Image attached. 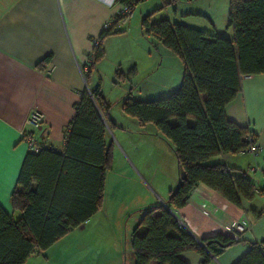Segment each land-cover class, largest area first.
<instances>
[{"label": "trees", "instance_id": "trees-1", "mask_svg": "<svg viewBox=\"0 0 264 264\" xmlns=\"http://www.w3.org/2000/svg\"><path fill=\"white\" fill-rule=\"evenodd\" d=\"M132 8L112 17L110 27L101 29L90 55L91 66L104 54V37L118 31V22L125 20ZM227 15L230 38L167 18L150 21V13L140 19L142 32L178 57L182 71L179 86L164 97L139 101L126 95L120 99L124 114L141 124L152 123L170 143L177 169L176 183L165 202L168 209L161 204L142 209L130 233L133 264L152 260L156 264H187L178 257L185 250L198 252L206 264L238 242L224 234L196 239L175 214L199 182L235 205L252 196L253 186L244 171L220 162L208 163V159L242 152L249 144L248 135L255 140L252 131L225 117L224 106L240 91L242 74L264 73V0H229ZM49 60L50 55L45 56L36 67ZM89 73L84 75L85 81ZM116 74L125 76L119 70ZM73 107L63 152L44 146L36 153L28 151L24 159L18 188L9 196L12 209L20 211L21 217L14 220L0 207V264H24L31 254L50 247L100 206L105 171L111 169L112 162L113 144L105 141L103 123L108 120L110 105L97 85L81 91ZM29 156L39 157L43 167L29 170ZM233 264H264V238L249 243Z\"/></svg>", "mask_w": 264, "mask_h": 264}, {"label": "crops", "instance_id": "crops-1", "mask_svg": "<svg viewBox=\"0 0 264 264\" xmlns=\"http://www.w3.org/2000/svg\"><path fill=\"white\" fill-rule=\"evenodd\" d=\"M162 2L169 4L164 0ZM119 7L120 3L112 0H0V207L14 220L21 217V212L12 209L9 196L15 187L18 188L17 177L28 153L19 134L24 120L32 109L41 111L45 118L42 136L44 146L55 152H63L70 121L74 116L73 106L79 100L81 91L91 90L80 68L90 62L92 41L100 34L103 22L112 19ZM193 13L185 12L174 20L167 19L204 30L186 20ZM47 55H50L48 63L36 67ZM132 62L125 73L121 71L125 74L122 76L130 81L136 74L135 61ZM130 70L133 74H128ZM240 85V91L224 106V115L255 134L259 151L255 156L248 152L222 153L210 157L208 163L220 162L244 171L253 186L251 198L241 199L240 205H235L199 182L190 192L187 202L175 212L177 219L196 239L224 234L238 240L206 264H233L248 250L249 243L264 238V73L242 74ZM119 101L117 103L120 106ZM111 113L109 109L108 120H103L106 143L111 142L110 126L114 134L120 137L119 132L123 131L124 125L120 121L123 118L116 119ZM133 121L144 125L135 118ZM142 134L157 140L162 138L154 126L148 131L143 130ZM150 141L157 142L154 139ZM148 145L153 149L149 142ZM135 157L136 162L133 157L131 159L134 171L153 193V198L138 208L137 216L134 214L140 220L142 209L158 204L164 206L168 191L177 178L156 180L152 185L148 180L150 169L145 166V157ZM43 164L39 157L33 156H29L26 162L29 170L31 167L40 169ZM108 172L105 171L104 189L97 211L102 206L109 209L114 200L116 184L112 182V177L108 178ZM131 176H134V172ZM34 184L32 182L30 185L33 187ZM108 191L111 198L106 195ZM97 211L66 234L75 229H85ZM237 225L247 227L249 231H237ZM42 251H35L24 264H40L35 255H41ZM178 257L187 264H203V256L192 250L181 251ZM149 264L156 262L152 260Z\"/></svg>", "mask_w": 264, "mask_h": 264}, {"label": "rangeland", "instance_id": "rangeland-1", "mask_svg": "<svg viewBox=\"0 0 264 264\" xmlns=\"http://www.w3.org/2000/svg\"><path fill=\"white\" fill-rule=\"evenodd\" d=\"M159 2L162 0H140L133 5L128 17L118 22V31L104 37V54L94 62L86 78L90 89L99 85L105 101L110 103L111 114L116 119H124H120L124 123L123 131L119 132L120 137L114 134L110 126L113 151L107 176L112 177V182L116 184L114 200L109 209L102 206L85 229H75L65 234L52 247L43 250L41 255L35 253L40 264H133L129 234L139 221L135 217L138 208L151 200L153 193L134 171L132 157L134 162L135 155L145 157V166L150 169L148 180L152 185L156 180L177 178L170 143L164 138L157 140L142 134L143 130L153 128V124L140 125L134 122V118L124 114L117 103L124 95L139 101L164 97L179 86L181 60L152 36L140 31V19L149 12L150 21L162 17L174 20L185 12H195L187 16L188 22L217 36L230 38L232 31L227 26L229 0L176 1L167 5L163 2L159 5ZM132 61H135L136 74L130 78L131 81L124 76H117L116 71L125 73ZM150 139L157 142L153 143ZM133 172L134 176H131ZM109 191L106 195L111 198Z\"/></svg>", "mask_w": 264, "mask_h": 264}, {"label": "built area", "instance_id": "built-area-1", "mask_svg": "<svg viewBox=\"0 0 264 264\" xmlns=\"http://www.w3.org/2000/svg\"><path fill=\"white\" fill-rule=\"evenodd\" d=\"M112 1L120 3V7L115 14V16H119L128 13L137 0L136 1L127 0V2L125 3L120 2V0H112ZM164 1L170 3L171 1H189V0H164ZM110 25H111V19L106 20L103 22L101 29H107L110 27ZM92 44L93 45L97 44V40L93 39ZM91 62L92 60L90 57V62L87 65H84L80 68V72L82 76H84L87 72L90 71ZM44 122H45L44 114L37 109H32L25 118L24 125L20 130L19 133L20 139L25 143L27 150L32 153H36L42 147H44V143L42 142V135L44 132L43 130ZM247 141H249V144L243 149L242 152L251 153L253 156L257 155L259 151V147L256 144V141L252 139V136L250 135H248ZM251 169L254 170V167H252ZM262 190L264 191V172H263ZM179 224L181 226L183 225L180 221ZM235 229L237 231H249V228L243 227L242 225H237Z\"/></svg>", "mask_w": 264, "mask_h": 264}, {"label": "water", "instance_id": "water-1", "mask_svg": "<svg viewBox=\"0 0 264 264\" xmlns=\"http://www.w3.org/2000/svg\"><path fill=\"white\" fill-rule=\"evenodd\" d=\"M164 206L167 207L166 203H164ZM167 209H168V207H167Z\"/></svg>", "mask_w": 264, "mask_h": 264}]
</instances>
